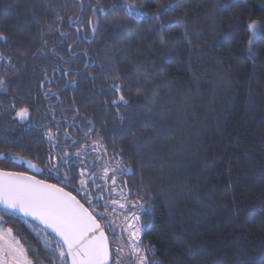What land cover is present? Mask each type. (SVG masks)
I'll return each instance as SVG.
<instances>
[{
    "label": "trees",
    "instance_id": "1",
    "mask_svg": "<svg viewBox=\"0 0 264 264\" xmlns=\"http://www.w3.org/2000/svg\"><path fill=\"white\" fill-rule=\"evenodd\" d=\"M82 2L83 10L81 0H0V79L7 87L0 92V169L61 186L68 172V191L87 169L95 179L89 199L98 197V206L106 202L104 186L91 169L102 159L117 169L127 204L151 213L136 214L145 225L141 246L155 248L152 259L264 264V39L252 50L255 59L247 51V24L264 28V0ZM114 3L144 15L110 10ZM170 4L167 14L154 15ZM97 5L103 11L94 12ZM162 78L171 87L137 111L139 96ZM114 84L127 90L116 92ZM121 94L130 107L112 104ZM22 107L29 109L25 122L16 117ZM122 123L127 132L119 136ZM50 154L59 178L49 172ZM4 220L35 264H60L45 248L46 240L54 246V234L18 214ZM105 231L114 250L115 237Z\"/></svg>",
    "mask_w": 264,
    "mask_h": 264
},
{
    "label": "snow or ice",
    "instance_id": "2",
    "mask_svg": "<svg viewBox=\"0 0 264 264\" xmlns=\"http://www.w3.org/2000/svg\"><path fill=\"white\" fill-rule=\"evenodd\" d=\"M83 2L81 0L80 8L83 10ZM174 4H170L160 10L159 13H155V16L161 14H167ZM123 9L127 14L133 18L144 15L139 9L132 5L114 3L110 10ZM103 11L97 5L93 8V11ZM261 10L264 11V6H261ZM58 21H62L63 17L57 16ZM80 23L79 18L75 20L69 19V24ZM169 26H172L171 24ZM161 27H163L161 25ZM77 33L81 32V29H76ZM247 31L249 33V39L247 42V51L249 56L253 59L256 58L257 53H254L253 48L264 39V28L261 27L255 20L250 21L247 24ZM95 33V28H93ZM64 35L63 32L60 33ZM187 37V33L185 32ZM0 40H6L3 34H0ZM76 40L74 43H78ZM74 45L69 46V52ZM54 51V50H53ZM55 54V52H54ZM87 56V53H84ZM2 58V55H0ZM121 59H125L124 56ZM118 75V74H117ZM45 79L47 75L45 74ZM139 80L140 77H137ZM147 81L148 77L143 78ZM69 84L75 83V81H69ZM114 91L121 92L127 90V86L114 84L110 86ZM140 85H137V92H140ZM152 89L151 94L145 91L138 98L136 105L137 111H143L148 104H155L157 97L155 95L156 90L163 91L166 88H170L171 85L167 83L163 78L155 85H149ZM0 92H7L6 81L0 79ZM49 93H45L47 96ZM112 104H119L124 108L130 107L129 101L125 99L121 94L118 100L112 101ZM14 107V105H13ZM29 116V109L27 107L19 108L16 112V117L21 121H24ZM123 122V117H120ZM92 129H89L91 131ZM127 132V126L123 125L119 131V136L125 135ZM89 133H84L87 136ZM135 135V133H132ZM51 139V133L49 134ZM146 142L139 141L138 143ZM75 143V142H73ZM57 145H53L56 147ZM76 156H80L77 152ZM67 154L63 157H59V163H66ZM22 159V158H21ZM39 159V156H36ZM54 157L49 155L47 165L49 172H55L57 178L61 173L57 163H53ZM28 168L34 172H41L42 169L33 164L31 160L25 161ZM96 168L93 167L91 172H95ZM109 171L112 172V176L109 177ZM116 171L115 167H104L103 179H111L112 184H116ZM123 174V170H121ZM80 179L78 181V187H74L75 195L73 191H68L66 188L69 186L67 181L72 179V176L68 172L63 173V180L65 184L63 186L59 184L49 183L44 179H37L34 175H29L22 171H7L0 169V264H35V260L29 255L30 250L26 249L20 241L13 235L11 228L4 229L2 226L6 221L4 215L9 213H22L25 217H31L33 220L39 221L43 225L42 231L47 229L51 230L54 234V246L52 240L45 241V248L48 250L47 254L53 261L59 260L60 264H121L123 248L117 247L112 249L109 237L106 234L105 229H110L115 234V229L112 227L111 222H107V213L109 211L115 212V208H109V203L106 201L104 204L93 206V201L98 197H92L88 191V185L95 184V179L92 175L88 174L87 169H83L80 172ZM123 195V193H121ZM81 198L78 199L77 197ZM111 204L118 205L119 208L125 209V204H120L117 200H111ZM87 205V206H86ZM99 209H103L100 211ZM139 211L142 215L151 216L148 209L144 208L142 204L133 203L131 208L126 210L124 216V223L126 227L122 228L121 235L127 232L128 239L124 241L125 247L129 249V255L132 258V264H160L158 260L152 259L149 256L151 253L155 255V248L142 247L141 234L145 225H140V216L137 215ZM106 221L102 223L101 221ZM147 223V222H146ZM37 250H31V256L37 255Z\"/></svg>",
    "mask_w": 264,
    "mask_h": 264
},
{
    "label": "rangeland",
    "instance_id": "3",
    "mask_svg": "<svg viewBox=\"0 0 264 264\" xmlns=\"http://www.w3.org/2000/svg\"><path fill=\"white\" fill-rule=\"evenodd\" d=\"M19 121H21V120L19 119ZM25 121H27V119L24 120V121H21V122H25ZM99 160L101 162L99 161L100 163H97L99 165L96 166L97 167L96 172L98 173V178H99L98 180H100V182H101L99 184L104 186V189L102 190V192L105 193V196H104L106 198L105 201H107L109 203V208L110 209L111 208H115V212L109 211L107 213V222H111L113 229H115V234H113L112 231L110 229H108L110 231L111 235H113L115 237V239H114V250L117 247L123 248L121 264H132V258L129 255V249L127 247H125V245H124V241L128 239V235L129 234L127 232H124L123 235H121L122 228L126 227V225L124 223V216L126 214V210L128 208H131V207L122 198L123 197L121 195L122 191L116 185L118 183L117 179H116V184L113 185L112 184V180L110 178L107 179V180L102 178L104 176V172H103V168L104 167L111 168V167H115V166H113L110 163H103L102 159H99ZM108 175H109V177H111L112 176V172L109 171ZM113 199L119 201L120 204H125V206H126L125 209L119 208L118 205L111 204V200H113ZM100 211H103V209H101ZM102 222L105 223L106 221L103 220ZM4 229H7V228H4Z\"/></svg>",
    "mask_w": 264,
    "mask_h": 264
},
{
    "label": "water",
    "instance_id": "4",
    "mask_svg": "<svg viewBox=\"0 0 264 264\" xmlns=\"http://www.w3.org/2000/svg\"><path fill=\"white\" fill-rule=\"evenodd\" d=\"M7 171H10V170H7ZM27 174H28V173H27ZM29 175H32V174H29ZM36 178H37V179H40V178H38V177H36ZM47 182H48V181H47ZM49 183H51V182H49ZM15 214H18V215H20V216L25 217L22 213H15ZM25 218H28V219H30V220L36 222V223L39 224L40 226L44 227L43 225H41V224L39 223V221L33 220L31 217H25ZM47 231L51 232L50 229H47Z\"/></svg>",
    "mask_w": 264,
    "mask_h": 264
},
{
    "label": "flooded vegetation",
    "instance_id": "5",
    "mask_svg": "<svg viewBox=\"0 0 264 264\" xmlns=\"http://www.w3.org/2000/svg\"><path fill=\"white\" fill-rule=\"evenodd\" d=\"M54 184H55V183H54ZM66 190H67V189H66ZM77 198H78V197H77ZM78 199H79V198H78ZM102 221H103V220H102ZM102 221H101V222H102ZM102 223H103V222H102Z\"/></svg>",
    "mask_w": 264,
    "mask_h": 264
}]
</instances>
